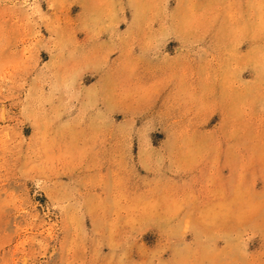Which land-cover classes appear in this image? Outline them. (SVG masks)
I'll return each instance as SVG.
<instances>
[{"label":"rangeland","instance_id":"374dc122","mask_svg":"<svg viewBox=\"0 0 264 264\" xmlns=\"http://www.w3.org/2000/svg\"><path fill=\"white\" fill-rule=\"evenodd\" d=\"M0 264H264V0H0Z\"/></svg>","mask_w":264,"mask_h":264}]
</instances>
